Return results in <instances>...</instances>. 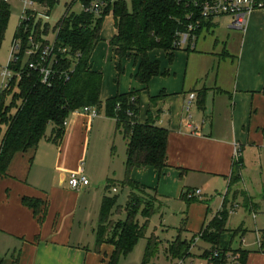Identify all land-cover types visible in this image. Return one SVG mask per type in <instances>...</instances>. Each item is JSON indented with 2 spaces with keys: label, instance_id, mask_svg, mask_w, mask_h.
Returning <instances> with one entry per match:
<instances>
[{
  "label": "crops",
  "instance_id": "1",
  "mask_svg": "<svg viewBox=\"0 0 264 264\" xmlns=\"http://www.w3.org/2000/svg\"><path fill=\"white\" fill-rule=\"evenodd\" d=\"M231 22L228 15L213 18L192 43L175 51L171 61L162 50L151 52L164 74L152 78L147 88L134 79L132 59L122 60L124 72L119 74L115 48L109 43L116 27L112 38L95 48L91 64L103 73L101 100L139 90L140 122H146L151 112L159 126L169 129L167 166L162 173L153 167H135L130 172V178L145 190L183 199L186 190L196 189L191 184L226 183L228 196L235 147L241 150L242 177L252 155L264 157V8L253 11L244 30ZM50 133L37 148L18 152L6 174H0V264H107L102 253L106 243L97 246L99 217L104 198L117 195L120 187L107 167V146L98 144L106 138L114 143L120 135L127 150V141L114 118L82 111L68 117L59 144L48 140ZM111 150L115 155L114 145ZM71 173L84 174L89 185L71 187ZM127 176L126 169L125 176L119 177L121 187ZM109 180L113 184L108 188ZM24 197L39 201L42 222L23 203ZM198 200L208 201L203 191ZM209 213L215 214L203 204L202 212L192 219L193 227L189 229L187 220L181 229L201 231L211 221ZM240 247L247 252L244 264H264L263 251Z\"/></svg>",
  "mask_w": 264,
  "mask_h": 264
},
{
  "label": "trees",
  "instance_id": "2",
  "mask_svg": "<svg viewBox=\"0 0 264 264\" xmlns=\"http://www.w3.org/2000/svg\"><path fill=\"white\" fill-rule=\"evenodd\" d=\"M111 12L117 33L109 43L115 48L117 70L122 74V60L132 59L136 67L133 77L145 88L152 78L164 74L159 60H153L150 53L162 50L171 61L175 51L186 47L179 44L180 34L192 24L196 27L193 30L196 37L201 28L211 21L204 19L195 0H131L130 7L125 0H115L109 2L98 15L91 12L72 13L61 21L55 49V52L59 48H66L67 51L58 54L57 64L54 65L55 74H51L48 81H43L39 70L28 68V64L22 68V59L30 36L33 34L37 40L43 31L47 33L50 28L34 25L32 19L20 23L15 40H20L22 50L16 53L19 61L11 62L10 68L21 71V76L18 81L14 78L11 89L0 91V174H6L18 152L37 148L47 136L48 128H51L48 140L59 144L65 134L67 119L75 111L91 107L98 114L104 113L107 117L114 118L117 128L127 141L128 176L123 185L131 190L125 204L124 220H111L112 210L117 204L116 195L104 198L99 217L97 246L103 243L113 245L114 251L108 264H117L120 255L132 251L137 241L145 235L146 225H141L136 219L138 209L143 207L144 214L149 217L157 206L156 201L146 193V188L130 178V172L135 167H153L162 173L167 166L169 129L159 126L157 116H153L151 112L146 122H140L139 90L118 93L104 102L101 100L103 73L93 69L91 58L96 46L102 41L101 30L105 17ZM9 18L8 3L0 1V44ZM30 60L29 58V62ZM67 70L72 73L70 80L65 81L60 74ZM242 168L241 158L239 162H234L230 186L241 181ZM111 183L112 180H109L106 187H111ZM182 197L189 201L199 199H189L185 193ZM224 202L225 200V206ZM23 203L31 207L42 222L44 211L41 210L39 201L24 197ZM225 207L202 227L201 238L214 248L241 254L240 259L244 264L247 252L234 245L236 236L226 227L230 211L227 205ZM262 238L259 250L264 251V235ZM156 242L154 238L149 241L143 264L150 262ZM191 244L192 242L177 236L164 251V258L166 255L187 254Z\"/></svg>",
  "mask_w": 264,
  "mask_h": 264
},
{
  "label": "rangeland",
  "instance_id": "3",
  "mask_svg": "<svg viewBox=\"0 0 264 264\" xmlns=\"http://www.w3.org/2000/svg\"><path fill=\"white\" fill-rule=\"evenodd\" d=\"M125 1L130 7L131 0ZM7 3L10 9V18L4 38L0 44V88L2 81L1 72L10 64L12 48L24 7L23 0H8ZM75 7H78V5ZM58 10L59 12L64 11L63 1L62 4L59 5ZM114 27V18L110 15L106 16L101 32L102 40L112 38ZM98 45L101 46V44ZM28 62L29 55L25 54L22 59V68H25ZM112 79H115L116 84H118L119 81L116 76ZM119 80L123 82V76H121ZM104 115L105 114L102 113V116ZM50 130L51 128H48L47 132H50ZM96 140L97 137H94L93 146L97 148V144L95 143ZM105 141H101L98 145L100 147L107 146V154H104L107 160V167L114 181L117 180L114 183H117L118 187H120L116 195L117 204L114 207L111 219L120 221L126 218L125 204L130 193V188L128 186L125 185V187H121V183L118 182L121 180L119 177H124L126 174V169L124 167L126 145L124 139L120 135H117L114 143L108 142V138H106ZM112 145L115 146V155L111 154L113 153L111 152ZM238 182L232 185V188H230L231 192L228 196L226 195L228 190L226 183H223L222 186L216 185L213 187L189 185L190 187L201 189L206 196V200H208L207 202L203 200L189 201L180 197L177 199H168L157 195L155 190H146L149 197L156 201V209L149 217H146L144 214L143 207L138 209L136 219L141 225H146L145 235L137 241L132 251L128 254L120 255L117 264H143L148 243L152 238L156 239L157 242L148 264H163L165 262L164 251L168 249L170 243H172L177 236H181V238L192 243L194 241L197 246L206 248L207 244L202 241L198 235L200 229L197 231L181 229L184 227L187 220L189 221V229L193 227L192 219L193 217H198L202 212L203 204L209 205L215 214L220 207L223 209L227 205V209L230 213L226 227L236 236L234 245L236 247L240 246V241L243 236L244 241L242 247L251 250L256 249L258 251L260 249L258 236L260 235V237H263L264 235V157L260 159L252 155L249 166L244 171L242 180ZM237 187L242 189V191L238 190ZM224 200L225 206L223 205ZM199 201H202V203ZM253 212L256 214V219L253 218ZM213 215L209 213L207 219L209 220L211 218L212 220ZM113 251V246L110 243H106L102 249V253H106L105 258H107V264L111 259Z\"/></svg>",
  "mask_w": 264,
  "mask_h": 264
},
{
  "label": "built area",
  "instance_id": "4",
  "mask_svg": "<svg viewBox=\"0 0 264 264\" xmlns=\"http://www.w3.org/2000/svg\"><path fill=\"white\" fill-rule=\"evenodd\" d=\"M7 2L8 0H0ZM23 14L20 19V23L32 19L33 24H40L42 28L49 26V31L41 33L40 37L35 40L32 34L29 38V45L27 46L25 53L29 55L31 59L28 62V68H36L42 75L43 81H48L51 74H55L54 65L57 64V58L59 53H65L66 48H59V51L55 52L58 33L60 30L61 21L72 13L91 12L94 14H100L108 3H112L115 0H23ZM64 4V11L58 10L59 5ZM196 5L199 6L201 15L206 20H212L218 16L228 15L232 17L231 25L234 28L244 30L250 15L256 9L264 8V0H195ZM78 5V7H75ZM109 15L113 16L111 12ZM20 25V24H19ZM196 27L192 24L188 26L187 31L180 34L179 44L186 46L193 42L195 35L193 30ZM22 50V44L20 40H14L12 54L10 58L11 62L19 61V57L16 53ZM71 70L64 71L60 75L63 76L65 81L70 80ZM2 81L0 91L9 90L12 87V81H18L21 76V71H13L9 66L4 68L1 72ZM194 98L192 94L190 100ZM82 112L91 114L92 116H98V112L95 108L84 107ZM233 161L239 162L241 159L240 147H235ZM69 184L73 188H82L89 185V180L84 174L71 173L69 176ZM116 191V188L114 189ZM185 196L187 198H195L202 196L201 189L186 190ZM202 240V232L198 233ZM203 241V240H202ZM244 238L242 236L241 244ZM206 243V242H205ZM263 238L258 236V244L261 246ZM207 247L202 248L197 246L194 241L191 244L189 252L182 256L166 255L165 262L163 264H242L239 253L233 251H223L218 248H214L210 244L206 243ZM209 245V246H208ZM264 252V251H263Z\"/></svg>",
  "mask_w": 264,
  "mask_h": 264
}]
</instances>
